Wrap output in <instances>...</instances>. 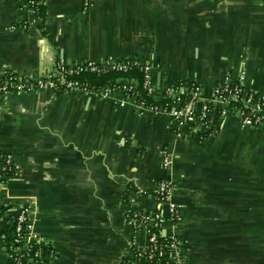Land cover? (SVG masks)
Wrapping results in <instances>:
<instances>
[{
    "label": "crops",
    "instance_id": "obj_1",
    "mask_svg": "<svg viewBox=\"0 0 264 264\" xmlns=\"http://www.w3.org/2000/svg\"><path fill=\"white\" fill-rule=\"evenodd\" d=\"M38 1L40 17L0 0V84L6 73L36 82L58 63L133 56L155 66L157 87L190 79L207 97L242 74L246 90L264 92V0H94L87 13L82 0ZM218 113L199 144L119 92L0 93V152L17 165L3 200L31 206L32 231L55 253L47 264H126L149 246L128 211L159 208L190 264H264V130ZM163 180L174 183L177 222L158 199Z\"/></svg>",
    "mask_w": 264,
    "mask_h": 264
},
{
    "label": "built area",
    "instance_id": "obj_2",
    "mask_svg": "<svg viewBox=\"0 0 264 264\" xmlns=\"http://www.w3.org/2000/svg\"><path fill=\"white\" fill-rule=\"evenodd\" d=\"M16 1L21 8L29 10L35 15L38 14L39 7L42 5L38 0ZM93 3L94 0H82V11L87 13L93 7ZM154 67L151 63L133 56L126 58L107 57L101 61L85 59L70 64L58 63L53 72L46 73L36 82L14 73L4 74L0 84V93L7 95L9 93H32L42 90H51L57 93L76 91L98 98H108L119 92L125 100H136L137 107L142 112L156 116H167L177 130L187 129L191 134L200 133L201 127L209 128L211 117L217 111H219L220 117L235 116L244 127L264 130V92L246 90L242 74L238 77L227 75L220 84L210 89L207 97H204L203 87L190 79L177 81L166 87L155 86L152 80ZM135 68L143 73V87L147 94L156 99L167 97L163 104H146L138 100V93L133 85L134 80L131 78L124 79L119 85L111 84L102 89L94 88L89 83L74 78V76L85 72L127 73ZM157 88L163 90L165 94L163 96L156 95ZM202 101L205 102V105L202 110L198 111L197 105ZM1 159L4 168L0 171V204L4 201L3 192L5 182L11 177L9 174L17 171V165L10 154H2ZM171 163L172 160L169 155H164L161 162L162 169H168ZM173 185L174 183L171 181H160L157 183L156 192L159 201L168 206L171 219L177 222L179 210L177 205L170 200ZM31 212V206L20 205L17 216L16 231L18 238L16 242L22 240L24 243L14 250L11 248L9 252L7 251L8 260H12L14 264H47L49 259L53 257V252L49 255H43L41 244H47V242L43 236L32 231ZM126 218L134 230L147 233L149 246L156 245L157 242L154 229H158L161 236L168 237L161 226L164 216L160 208L155 211L130 209ZM23 225L26 227V234L24 235L21 234ZM3 238L4 235H1L0 239ZM33 239L35 243L40 244L36 249H33L34 242L31 245ZM172 239V242L166 244L170 257L175 259L178 264L188 263L181 241L175 237ZM151 257L152 255L148 254L147 259Z\"/></svg>",
    "mask_w": 264,
    "mask_h": 264
},
{
    "label": "trees",
    "instance_id": "obj_3",
    "mask_svg": "<svg viewBox=\"0 0 264 264\" xmlns=\"http://www.w3.org/2000/svg\"><path fill=\"white\" fill-rule=\"evenodd\" d=\"M42 11V5L39 7L38 14H36L37 17L41 16ZM75 79H78L80 81L89 83L94 88H104L105 86L115 84L119 85L121 82H123L126 78H131L134 80L133 85L135 88V91L138 93V100H141L145 102L146 104H163L165 102V99L167 98H160L156 99L149 94H147L146 89L143 87V73L135 68L127 73H117V72H102V73H91V72H85L83 74H80L78 76H74ZM189 79H183L179 81H188ZM178 81V82H179ZM165 93L163 90L156 89V95L163 96ZM212 131H203L200 133H192L194 134L193 138L196 142L199 144L203 142V140L212 134ZM0 154H5L3 152H0ZM15 173H10V176H13ZM20 210V206H15L12 204H6L4 201L2 204H0V218L5 214L9 213L10 221L9 223L3 227L2 231L0 232L1 235H4V238L1 240L3 245L6 248V251H10L12 248L13 250L17 247H20L23 245V241L16 242V239L18 238V234L16 231L17 227V216ZM156 234V245H150L147 251H139L136 248L131 249V257L127 258L126 264H178L176 260L172 259L170 257V254L166 248V244H169L173 241L170 237H164L161 236L158 232V229H154ZM21 234H26V227L23 225ZM34 242V244H33ZM33 244V249H36L40 246V244L35 243L34 239L31 242V245ZM41 249L43 251V255H49L51 252H53V256L55 255L54 250L48 245V244H41ZM148 254H151L152 257L147 259ZM26 259V258H25ZM8 264H14L12 260H8ZM185 264H190L185 263Z\"/></svg>",
    "mask_w": 264,
    "mask_h": 264
}]
</instances>
